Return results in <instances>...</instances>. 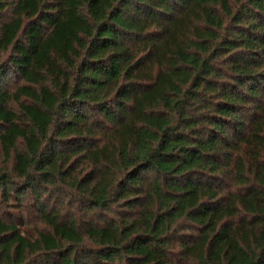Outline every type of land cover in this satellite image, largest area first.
I'll use <instances>...</instances> for the list:
<instances>
[{
  "label": "trees",
  "instance_id": "1",
  "mask_svg": "<svg viewBox=\"0 0 264 264\" xmlns=\"http://www.w3.org/2000/svg\"><path fill=\"white\" fill-rule=\"evenodd\" d=\"M0 264H264V0H0Z\"/></svg>",
  "mask_w": 264,
  "mask_h": 264
},
{
  "label": "rangeland",
  "instance_id": "2",
  "mask_svg": "<svg viewBox=\"0 0 264 264\" xmlns=\"http://www.w3.org/2000/svg\"><path fill=\"white\" fill-rule=\"evenodd\" d=\"M21 231L24 235H26L27 237H31V238H34V236L32 235L31 232H28L27 230H25L23 227H21Z\"/></svg>",
  "mask_w": 264,
  "mask_h": 264
}]
</instances>
